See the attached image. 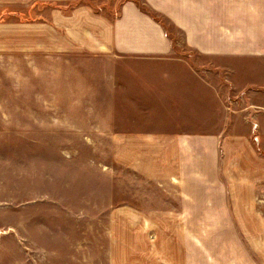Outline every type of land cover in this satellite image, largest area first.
<instances>
[{"label": "crops", "instance_id": "1", "mask_svg": "<svg viewBox=\"0 0 264 264\" xmlns=\"http://www.w3.org/2000/svg\"><path fill=\"white\" fill-rule=\"evenodd\" d=\"M142 1L205 57L264 60V35L246 39L244 29V12H264V0ZM5 8L11 13L0 20V35H26L19 42L29 49L41 38L50 51L113 62L105 72L116 107L110 147L115 160L176 188L172 207L158 217L174 220L184 237L180 249L189 255L180 264H264V79L238 90L244 104L230 111L222 65L199 67L193 53L173 56L162 22L134 0H0ZM229 11L238 12L236 30ZM131 59L164 65L118 66Z\"/></svg>", "mask_w": 264, "mask_h": 264}, {"label": "rangeland", "instance_id": "2", "mask_svg": "<svg viewBox=\"0 0 264 264\" xmlns=\"http://www.w3.org/2000/svg\"><path fill=\"white\" fill-rule=\"evenodd\" d=\"M134 1L162 22L173 56L193 53L199 67L222 65L220 87L232 99L230 111L244 104L238 90L264 79V60L205 57L181 41L182 30L167 17ZM8 9L0 10V20ZM237 15L229 11L234 30ZM261 21L264 12H244L246 39L264 35ZM23 36L0 35V264L182 263L189 255L180 249L184 237L174 220L158 217L172 207L176 188L145 178L111 150L110 111L116 107L109 106L105 72L113 62L50 51L41 38L29 49L19 42ZM125 65L164 64L131 59L118 66Z\"/></svg>", "mask_w": 264, "mask_h": 264}]
</instances>
